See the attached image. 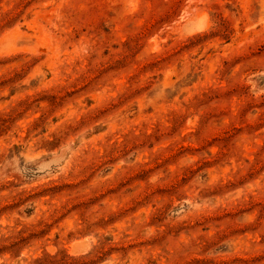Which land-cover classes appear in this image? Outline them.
Here are the masks:
<instances>
[{"label": "rangeland", "instance_id": "rangeland-1", "mask_svg": "<svg viewBox=\"0 0 264 264\" xmlns=\"http://www.w3.org/2000/svg\"><path fill=\"white\" fill-rule=\"evenodd\" d=\"M0 264H264V0H0Z\"/></svg>", "mask_w": 264, "mask_h": 264}]
</instances>
